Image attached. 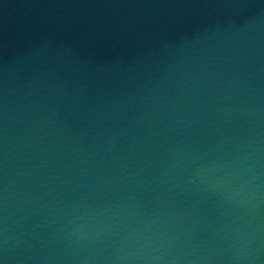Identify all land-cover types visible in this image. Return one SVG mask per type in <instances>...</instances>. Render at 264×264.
Listing matches in <instances>:
<instances>
[{
  "label": "water",
  "instance_id": "obj_1",
  "mask_svg": "<svg viewBox=\"0 0 264 264\" xmlns=\"http://www.w3.org/2000/svg\"><path fill=\"white\" fill-rule=\"evenodd\" d=\"M0 264H264V0H0Z\"/></svg>",
  "mask_w": 264,
  "mask_h": 264
}]
</instances>
